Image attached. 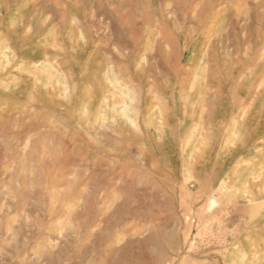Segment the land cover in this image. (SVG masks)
Masks as SVG:
<instances>
[{"label": "rangeland", "instance_id": "rangeland-1", "mask_svg": "<svg viewBox=\"0 0 264 264\" xmlns=\"http://www.w3.org/2000/svg\"><path fill=\"white\" fill-rule=\"evenodd\" d=\"M105 4L144 25L133 53L98 38ZM13 29L0 264H264V0H0ZM105 47L136 128L103 102Z\"/></svg>", "mask_w": 264, "mask_h": 264}, {"label": "bare ground", "instance_id": "bare-ground-1", "mask_svg": "<svg viewBox=\"0 0 264 264\" xmlns=\"http://www.w3.org/2000/svg\"><path fill=\"white\" fill-rule=\"evenodd\" d=\"M165 1L166 0H160L161 3L165 2ZM40 2H41V0H40ZM174 2L177 3L178 0H174ZM108 7H109L108 4H105V8L103 10H101V9L98 10L97 8L93 9L94 13H95V17H97L99 20L98 28L101 27L102 25L105 26L103 31L98 33V35H97L98 38L99 39L106 38L108 40V42H110L115 47H120V46L126 45L130 48V52L133 53L134 51L137 50V46L142 42L141 31H143L144 25L138 21L137 16L134 17V15L132 13H130L129 11H127V10L123 11V10L119 9V11L115 10V11L111 12V10ZM122 11L124 13L123 15H122ZM112 13H113V15H115V17H119V20H115L116 18H113ZM76 19H78V18H76ZM58 21H60V20H58ZM62 24H64V23H62ZM124 28H125V32H126V30H128V32H129L128 34L131 37L130 41H128L126 36H125ZM13 31H14V29L7 32L5 35H4V33L1 32L0 33V40L10 42V40H12V39H17L18 36H20L22 30H20L19 32H15V33ZM160 44H161V40H159V38H157V37L156 38L153 37L152 40H149L145 44V46H143L144 47L143 50L146 53L147 52H154L155 54H159V51H160L159 45ZM6 49L8 50V48H6ZM10 51H12V50H10ZM13 54L16 55L15 52ZM101 55L110 61V64H109L110 67H109L108 71L106 73H104V81H105L104 89H105L106 93L108 94V97H105L103 102L106 105L109 102V100L113 101L115 99V101L121 102L123 107H122V111L120 112V114L123 117V120L130 123L131 127L136 128L137 125L134 123V121L132 120V117L130 116L134 112L132 110V108L130 107V105L131 104H136V105L139 104L140 105V103L143 101L142 96H140V94L138 95V91L140 90V87L135 86V85H130V83L127 82V80H125V79H121V80L119 79L120 68H122L123 65L118 60V58L116 57V55L113 53V51L111 49H108L106 47L102 48V54ZM130 86L132 87L133 91L131 90L128 93H125L124 92L125 89L129 90L131 88ZM122 105L120 104L119 106H122ZM115 109H116V107H115ZM100 113L101 114L99 115V119H100V121L104 122L106 115H105L103 110H101ZM128 113H129V115H128Z\"/></svg>", "mask_w": 264, "mask_h": 264}]
</instances>
